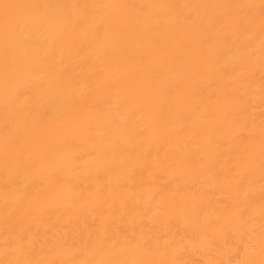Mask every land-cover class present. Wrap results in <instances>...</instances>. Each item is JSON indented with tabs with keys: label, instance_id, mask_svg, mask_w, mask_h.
<instances>
[{
	"label": "bare ground",
	"instance_id": "6f19581e",
	"mask_svg": "<svg viewBox=\"0 0 264 264\" xmlns=\"http://www.w3.org/2000/svg\"><path fill=\"white\" fill-rule=\"evenodd\" d=\"M0 264H264V0H0Z\"/></svg>",
	"mask_w": 264,
	"mask_h": 264
}]
</instances>
